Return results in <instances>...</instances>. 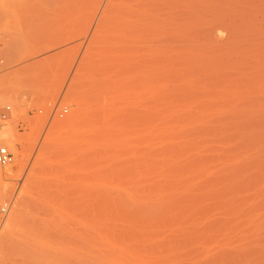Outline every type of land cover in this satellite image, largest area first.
<instances>
[{
	"label": "bare ground",
	"instance_id": "1",
	"mask_svg": "<svg viewBox=\"0 0 264 264\" xmlns=\"http://www.w3.org/2000/svg\"><path fill=\"white\" fill-rule=\"evenodd\" d=\"M13 1V11H20ZM71 1L90 18L91 43L111 44L123 59L107 63L105 77L93 83L102 93L86 110L87 138L99 160H112L113 187L125 188L132 203L150 199L151 211L127 210L109 193L106 169L97 189L41 191L34 214L17 231L15 220L28 205L24 196L9 228L17 257L25 264H264V150L243 159L240 147H221L230 141L217 118L230 64L207 63L209 55H201L233 51V44L214 45L205 28L218 0ZM131 153H142L134 164L114 159ZM254 190L260 195L237 196ZM189 204L190 215L179 217ZM174 217L186 223L187 234L177 230L141 246L163 235Z\"/></svg>",
	"mask_w": 264,
	"mask_h": 264
},
{
	"label": "rangeland",
	"instance_id": "2",
	"mask_svg": "<svg viewBox=\"0 0 264 264\" xmlns=\"http://www.w3.org/2000/svg\"><path fill=\"white\" fill-rule=\"evenodd\" d=\"M19 2L20 11H13V0H0V113L8 104L13 109L4 122L1 136L3 143L15 154L12 164L0 167L4 174L0 179V264H25L23 258H18L15 253L14 237L9 229L24 196H28V205L22 216L15 220L17 231L34 214L41 191L55 188L70 192L78 188L97 189L103 185L102 170L106 169L109 193L121 197L127 210L134 209L138 213L151 211L150 199L132 203L125 188L119 190L113 187L115 168L112 160H99L87 138L86 110L90 102L102 93L101 88H95L94 84L105 77L107 63L123 62L121 52L111 44L98 42L96 48L91 43L93 30H88L90 18L82 16L86 13L76 8L71 0ZM205 28L214 45L223 48L233 44L231 54L221 52L217 56L214 54L217 49L201 54L209 55L207 63L218 59L220 63L230 64L226 85L221 86L222 94L227 95L221 97V105L225 106H222L217 118L220 129L224 131L222 135L228 136L231 142L228 140L221 147H240L245 151L243 159L258 157L264 150V0H218ZM231 29L235 31L232 43L228 32ZM195 91L199 94L205 89H194L192 92ZM65 108L67 112L61 116ZM145 147L136 145L138 150ZM134 153L121 154L114 159L123 165H131L142 155ZM214 173L197 180L195 187L204 186L207 179L215 176ZM247 176L244 174L243 178ZM160 180L164 186L165 179ZM125 182L133 184L136 179L125 178ZM253 194L260 195L254 190L237 196ZM209 201L201 202L202 206H207ZM5 204H8V212L3 214L1 208ZM187 206L186 212L179 209L183 212L179 217L183 215L186 219V214L190 215L191 205ZM170 226L163 229L160 237L142 240L145 242H140L141 246L168 239L177 230L188 232L186 229L189 228L175 217L171 218ZM122 230L128 233L132 229ZM122 234L126 236L129 233ZM195 247L199 244L190 248Z\"/></svg>",
	"mask_w": 264,
	"mask_h": 264
},
{
	"label": "built area",
	"instance_id": "3",
	"mask_svg": "<svg viewBox=\"0 0 264 264\" xmlns=\"http://www.w3.org/2000/svg\"><path fill=\"white\" fill-rule=\"evenodd\" d=\"M12 106L10 104L3 107L1 113H0V167H5L14 162L15 154L11 149L3 143V137L2 135V129L4 127V122L11 116L12 114ZM67 112V109L65 108L60 115L63 116L64 113ZM1 212L3 214H6L8 212V204H5L1 208Z\"/></svg>",
	"mask_w": 264,
	"mask_h": 264
}]
</instances>
